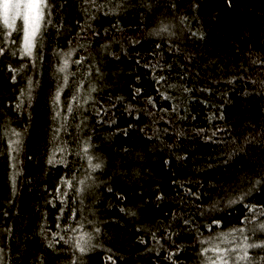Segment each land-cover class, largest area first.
<instances>
[{
    "label": "trees",
    "instance_id": "trees-1",
    "mask_svg": "<svg viewBox=\"0 0 264 264\" xmlns=\"http://www.w3.org/2000/svg\"><path fill=\"white\" fill-rule=\"evenodd\" d=\"M47 5L31 54L0 10V264H264V0Z\"/></svg>",
    "mask_w": 264,
    "mask_h": 264
},
{
    "label": "snow or ice",
    "instance_id": "snow-or-ice-1",
    "mask_svg": "<svg viewBox=\"0 0 264 264\" xmlns=\"http://www.w3.org/2000/svg\"><path fill=\"white\" fill-rule=\"evenodd\" d=\"M92 3H95V0H92ZM47 7V0H3L2 5H0V8H2L3 23L7 27L13 28L16 25L17 18L23 20L25 54H31L33 38L40 28L41 21L44 19V9ZM2 51L3 49H0V52ZM161 79H163V77ZM96 167H99V165ZM250 211H252V209H250ZM261 230H264V225H261ZM233 231L243 232V229H235ZM244 240L247 241L248 237L245 236ZM87 243L88 241L81 237V243L77 244V247L82 253L86 250L85 245H87ZM247 248H264V243L246 244L244 247V255L241 256L240 259L248 258ZM234 251H236V249H224V252ZM218 259L220 260V264H229V259L224 255L218 254ZM262 259H264V257H262ZM213 264H215V261H213Z\"/></svg>",
    "mask_w": 264,
    "mask_h": 264
},
{
    "label": "rangeland",
    "instance_id": "rangeland-1",
    "mask_svg": "<svg viewBox=\"0 0 264 264\" xmlns=\"http://www.w3.org/2000/svg\"><path fill=\"white\" fill-rule=\"evenodd\" d=\"M2 3H3V0H0V5H2ZM0 10H1V15H2V8H0ZM2 18H3V16H2ZM16 21L21 25V27L23 29V20L21 18H17ZM229 264H238V263L230 262Z\"/></svg>",
    "mask_w": 264,
    "mask_h": 264
}]
</instances>
